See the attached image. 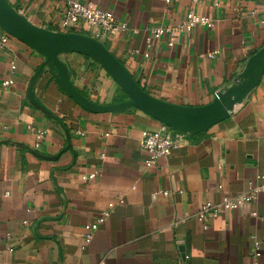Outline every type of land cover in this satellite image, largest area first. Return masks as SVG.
<instances>
[{"label": "crops", "instance_id": "1", "mask_svg": "<svg viewBox=\"0 0 264 264\" xmlns=\"http://www.w3.org/2000/svg\"><path fill=\"white\" fill-rule=\"evenodd\" d=\"M5 1L35 26L92 38L86 24L61 30L66 0ZM74 1L126 25L96 41L144 91L174 105L210 104L242 79L264 45V0ZM190 10L213 27H194L174 47L150 40L153 28L178 25ZM58 57L95 105L127 101L94 60ZM44 62L14 36L0 51V264H264V192L204 223L195 218L203 204L237 196L264 175V71L228 119L200 132L170 128L175 148L149 166L140 137L159 121L132 107L85 110ZM7 79L12 84L3 86ZM37 130L44 138L33 149ZM105 210V223L86 241L85 225Z\"/></svg>", "mask_w": 264, "mask_h": 264}, {"label": "water", "instance_id": "2", "mask_svg": "<svg viewBox=\"0 0 264 264\" xmlns=\"http://www.w3.org/2000/svg\"><path fill=\"white\" fill-rule=\"evenodd\" d=\"M0 28L16 37L45 58L56 74V81L63 91L85 110L95 113L117 112L136 108L161 124L180 132H200L232 116L233 110L258 84L264 71V45L247 61L242 79L224 93L216 95L205 106L183 107L161 101L144 91L127 68L100 42L85 35L53 32L31 24L5 0H0ZM84 55L98 63L119 85L127 101L117 105L97 106L71 84L68 70L59 60L61 53Z\"/></svg>", "mask_w": 264, "mask_h": 264}, {"label": "built area", "instance_id": "3", "mask_svg": "<svg viewBox=\"0 0 264 264\" xmlns=\"http://www.w3.org/2000/svg\"><path fill=\"white\" fill-rule=\"evenodd\" d=\"M197 1L191 0L192 5L196 4ZM166 2L168 3V0ZM81 24H86L92 28L93 30L90 32V36L98 41L109 37H116L126 30V25L118 22L111 11L98 8L91 3L66 0L63 6V16L60 24L61 30L63 32L76 31ZM196 26L211 29L213 22L209 18L190 10L178 25L153 28L151 30L150 40L158 41L163 39L168 47H174L183 35L188 34ZM10 37V34L0 28V51L7 47ZM214 55L215 53H210L208 56L213 58ZM14 68L12 66V70ZM11 84L12 81L10 79L2 83L3 86H10ZM43 138L44 131L37 130L32 148L38 149ZM139 144L140 148L148 154L145 164L151 166L156 165L160 158L170 155L176 146V141L172 136L171 129L161 124L157 131L142 132ZM262 192H264V175H257L248 181L247 188L243 193L234 197L225 196L215 204H203L195 214V218L200 223H204L207 217L216 218L225 212L235 211L245 204L253 203L258 194ZM108 206L111 208L112 204ZM107 216L108 211H102L94 222L85 225L86 241H89L94 232L105 223ZM203 229H207V227L203 226ZM253 248L254 258L258 259L261 256V252L257 241L254 242Z\"/></svg>", "mask_w": 264, "mask_h": 264}, {"label": "trees", "instance_id": "4", "mask_svg": "<svg viewBox=\"0 0 264 264\" xmlns=\"http://www.w3.org/2000/svg\"><path fill=\"white\" fill-rule=\"evenodd\" d=\"M106 48H107V46L104 44V43H102ZM108 49V48H107Z\"/></svg>", "mask_w": 264, "mask_h": 264}]
</instances>
